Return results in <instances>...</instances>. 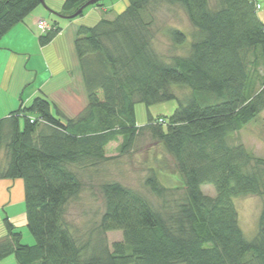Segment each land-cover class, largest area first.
<instances>
[{
  "label": "trees",
  "instance_id": "16d2710c",
  "mask_svg": "<svg viewBox=\"0 0 264 264\" xmlns=\"http://www.w3.org/2000/svg\"><path fill=\"white\" fill-rule=\"evenodd\" d=\"M86 1L62 0L56 13L72 14ZM162 2L181 7L192 26L190 35L167 29L175 45L190 36L187 54L169 62L151 45L149 7ZM126 4L113 19L101 15L95 24L77 27L73 49L87 98L78 116L66 117L47 98L35 96L0 118V179L23 181L26 228L33 239L23 242L21 231L3 217L0 259L12 254L15 264H264V202L251 237L243 234L233 203L244 195L264 198V158L232 138L264 111V24L256 1ZM40 5L41 0H0V38ZM35 27L40 46L62 30L56 21L46 31ZM174 86L189 92L178 98ZM174 98L171 115L148 114V122L137 125L136 102L149 106ZM143 128L171 155L184 197L160 210L130 187L104 182V211L96 227L84 236L72 231L65 208L82 184L71 166L108 159L105 146L118 136L121 152L129 150ZM145 185L159 197L168 192L154 174ZM202 185H212L215 195L203 193ZM116 230L121 239L108 244L105 233Z\"/></svg>",
  "mask_w": 264,
  "mask_h": 264
},
{
  "label": "rangeland",
  "instance_id": "374dc122",
  "mask_svg": "<svg viewBox=\"0 0 264 264\" xmlns=\"http://www.w3.org/2000/svg\"><path fill=\"white\" fill-rule=\"evenodd\" d=\"M118 1L120 2L123 0H105L101 2L102 6L87 5L82 15L85 19L84 22L87 21V25L96 23V20H98V17L95 15L96 13L89 14L88 17L90 18L86 17L89 12L88 10L94 9L97 10V13L100 12L105 18L113 19L116 16V12L123 10L127 5L126 0H124V5L118 3ZM61 4L62 0H45V5L41 4L39 7L43 8L45 12L44 15L49 17L52 14L50 10L57 12L56 8H58L57 6H61ZM149 11L154 15V22L150 27L152 35L151 45L157 54L162 56L167 62H169L173 56H183L187 54L190 36H188L187 40L182 43V45H175L167 34L168 28L178 27L187 35H190L192 26L188 22L187 16L181 7L162 2L159 4L158 8L149 7ZM72 14L60 15L53 13V15L59 18H65L67 22L73 21L76 18L81 19L77 15L70 17ZM40 21H43L42 24H45V29L48 30L50 23L45 19H38L35 24H38ZM18 25H21V23ZM39 30L41 29L39 28ZM11 37H13V39ZM11 37L7 44L16 47L14 43L19 35L15 33L12 34ZM31 53H33V51H31ZM41 59L42 58L39 56H31L30 61H28L26 65L27 70L24 68L25 62V64L18 62L19 67L16 69L17 75L14 74L13 81L16 82L19 79L23 80L24 78H28L29 81L32 82H25L24 87L18 92V95L23 96L22 101L24 102V106H28L35 96H42L49 100L47 88L57 83H59V85L61 84L60 81L62 77H59L58 74L54 76L51 75L52 72H50V68L48 66L46 67ZM46 77L50 78L49 84L43 88V91L37 90L35 96L28 100L26 97L33 90L34 85L40 81H44ZM67 81L75 84L70 89L62 90V92L58 93L56 92V95L53 94L55 98L57 97L54 105L66 117L74 118L78 116L79 112L86 108L87 105H85L84 102V93L81 91V88H78L76 82L73 81V77H69ZM14 88L15 87H10L8 93L0 91V118L4 117V113L8 111L7 109H9V106L14 107V104L11 105L13 99H10L9 95V93L11 94L13 92ZM173 88L175 95L181 99L189 92L187 87L174 86ZM18 95L16 93V97H18ZM177 104V98L153 103L149 106H146L143 102H136L134 105L135 121L138 126H143L148 122V114L152 117L169 116L174 112V108ZM232 138L237 142L241 141L250 154L258 158H264V111L246 122L239 132L233 134ZM121 142L122 137L118 136L116 140H112L106 144L105 155L108 157L106 160H102L91 166H71L81 181L82 190L76 197L72 198V200L67 203L65 216L66 221H68L72 227V231H77L79 235L84 236L91 229L96 227L99 217L104 211V198L102 197L100 187L104 182L118 181L122 185L132 188L134 191L136 190L151 204V206L160 210L168 208V206H174L185 195L184 183H182L181 176L176 171L175 162H173L171 155L165 151L162 143L152 136L148 128H143L139 131V134L134 139L133 146L129 150L121 152ZM3 158V152H1L0 161H3ZM151 174H154L160 184L168 189V192L164 194L165 197L154 195L149 187L145 185L146 177ZM201 189L203 193L210 196L215 195L212 185H202ZM263 200L264 198L257 194L233 198V203L238 213V224H240L243 234L247 237L253 236L257 229V219L264 202ZM23 234H25V237H22V241L25 242L26 236L30 235L27 228L24 229ZM105 238L108 244H111L121 239V231H107L105 233Z\"/></svg>",
  "mask_w": 264,
  "mask_h": 264
},
{
  "label": "crops",
  "instance_id": "0c3cea01",
  "mask_svg": "<svg viewBox=\"0 0 264 264\" xmlns=\"http://www.w3.org/2000/svg\"><path fill=\"white\" fill-rule=\"evenodd\" d=\"M255 1L259 5L257 8L258 17L264 24V0ZM118 3L124 5V0L120 2L118 1ZM57 7V10L61 9V6ZM88 11L89 12L86 17H88L91 13H96L95 15L98 17L97 19H99L102 15L100 12L97 13L96 9ZM44 13L43 8L38 6L31 12L30 15L24 18L21 25H15L6 35L0 38V91L8 93L10 87H15L13 92L11 94L9 93L10 99H13L11 105L14 104V107L17 108L20 103H24L22 101L23 96L18 95V92L24 87L25 82H32L29 81L28 78H24L23 80L19 79L14 82L13 76L14 74L17 75L16 69L19 67L18 62L21 64L25 62L26 64L24 63V68L26 69V65L28 61H30L31 56L35 55L41 57V60L44 62L46 67L48 66L50 68V72H52L51 75L54 76L55 74H58L59 77H62L60 85L57 83L56 85L47 88V94L50 102L53 104L56 102L57 97L55 98L54 96L56 95V92H62V90H67L74 86L75 83L72 84V82L67 81L69 77H73V81L76 82L78 88H81V91L84 93V102L85 105H87L84 81H82L79 61L77 60L73 49V42L78 29L77 27L88 23H86L87 21L84 22L85 19L82 16L80 17L81 19L76 18L73 21L67 22L65 18H59L55 15L46 17ZM38 19H45L49 23L56 21L62 29L53 38L52 42L43 46H40L37 40L38 30H36L35 22ZM15 33L19 35V37L15 39L16 42L14 44L16 47L7 44L11 38L13 39L11 36ZM30 50L33 51V53H31ZM48 82H50V78L46 77L44 81H40L35 84L33 90L26 98L29 100L35 96L37 90L43 91V88L49 84ZM16 93L18 97H16ZM14 107L9 106V109H7L8 111L4 114L7 115L9 112L16 109ZM5 216L8 217L9 221L13 223L14 227L18 231H21L22 237L24 238L25 234H23V231L26 228L27 223L23 181L19 178L13 180L8 178L0 179V237L5 235L4 225L2 224V218ZM24 241L25 243L31 244V234L27 235ZM0 264H15L14 255L10 254L5 258L0 259Z\"/></svg>",
  "mask_w": 264,
  "mask_h": 264
},
{
  "label": "water",
  "instance_id": "95a60500",
  "mask_svg": "<svg viewBox=\"0 0 264 264\" xmlns=\"http://www.w3.org/2000/svg\"><path fill=\"white\" fill-rule=\"evenodd\" d=\"M95 1L96 0H88V1H86L77 11H75L74 12V14H72L70 17H74L75 15H77L78 13H80L83 9H84V7H86L87 5H92V4H94L95 3ZM41 4L42 5H45V1L44 0H41ZM51 12H53V13H56V11H54V10H50Z\"/></svg>",
  "mask_w": 264,
  "mask_h": 264
},
{
  "label": "built area",
  "instance_id": "2783aa9c",
  "mask_svg": "<svg viewBox=\"0 0 264 264\" xmlns=\"http://www.w3.org/2000/svg\"><path fill=\"white\" fill-rule=\"evenodd\" d=\"M258 4H256V7L258 8ZM43 22V21H42ZM42 22L40 21V22H38V27L42 30V31H46L47 29H45V24H42ZM44 26V27H43Z\"/></svg>",
  "mask_w": 264,
  "mask_h": 264
}]
</instances>
